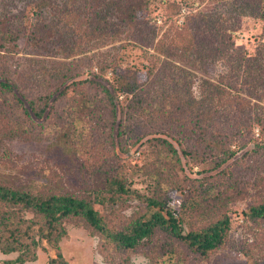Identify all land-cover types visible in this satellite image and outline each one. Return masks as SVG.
<instances>
[{"label":"rangeland","instance_id":"1","mask_svg":"<svg viewBox=\"0 0 264 264\" xmlns=\"http://www.w3.org/2000/svg\"><path fill=\"white\" fill-rule=\"evenodd\" d=\"M175 1L152 2L142 12L148 24L133 25L123 33H114L113 28L108 36L98 37L90 45L84 41L76 52L67 49L62 41L47 47L33 45L27 35L16 42H6L0 49L3 53L0 69L5 70L15 89L5 91L0 86V183L36 192H76L88 180L89 185H98L101 191L96 207L111 224L119 227L147 210L145 196L158 193L173 208L186 202L185 230L204 227L226 212L230 224L225 242L208 258H197V263L264 264V218L246 217L251 206L264 202V125L256 123L242 131L235 124L229 125L220 130L228 131L229 137L226 135L224 141L213 133L218 132L220 121L210 125L207 134L200 135L194 124L174 131L163 117L156 115L158 118L150 119L149 115L135 111L133 98L120 89L122 85L114 90V84H118L116 69L128 67L133 75L136 68L137 80L145 83L147 89L158 77L154 71L146 70L151 64L149 56L157 53L154 48L158 39H163L173 24L183 23L189 10ZM20 5L11 8L20 10ZM195 6L204 11L216 8L209 0L202 4L195 2ZM235 20L233 39L238 46L253 51L264 41V20L252 16H239ZM155 29L156 34L151 36ZM170 31L180 34L173 28ZM123 44L125 48L119 50ZM117 53L122 58L117 57L119 61L114 63ZM65 54L75 55L65 58ZM86 55L90 58H85ZM63 60L72 61V66L64 69L67 77L63 87L67 85L70 90L67 95L60 94L63 87H58L61 80L56 75V70L64 67ZM224 69L220 63L192 69L196 74L192 77L194 92L198 93L199 77L218 79ZM84 78L90 81L78 82ZM243 90L241 93L247 96L248 91ZM111 96H115L117 103L115 111ZM73 97L87 99L90 109H95L92 116L96 119L88 117L90 109L86 106L78 113L77 103L72 104ZM40 111L41 116H37ZM235 115L243 120L251 114ZM101 116L105 120H97ZM188 117L190 120L193 116ZM73 118H77L76 124L72 123ZM160 135L172 140L177 153L160 144L156 138ZM223 146L226 153H220ZM224 154L231 157L221 162ZM90 162L92 167L99 166L87 170L84 165ZM116 175L124 184L121 191H117L118 185L114 183ZM63 224L66 233L58 252L69 264H155L145 251H115L78 217L65 218ZM174 248L180 254L196 258L181 242H175ZM55 254L57 250L52 245L47 249L39 247L37 259L23 264H49ZM17 255L19 251L4 254L0 250L1 261Z\"/></svg>","mask_w":264,"mask_h":264},{"label":"trees","instance_id":"2","mask_svg":"<svg viewBox=\"0 0 264 264\" xmlns=\"http://www.w3.org/2000/svg\"><path fill=\"white\" fill-rule=\"evenodd\" d=\"M155 1L0 0V49L5 47L6 42H16L21 36L27 35L33 45L46 44L47 47L48 44L62 41L67 44V49L76 52L77 46L84 41L90 45L98 37L108 36V31L113 28L114 33H123L124 29L133 25L148 24L142 12L147 11ZM206 1H175L177 4H185L189 10L184 22L166 29L167 34L155 44L157 53L149 56L151 64L146 70L148 73L154 71L158 77L151 81L148 89L145 83L137 80V69L134 68L131 75V69L127 67L122 71L115 70L118 84H114V90H119L118 85H122L120 89L133 98L135 111L149 115L150 119L163 117V120L170 122V129L174 131H182L185 125L194 124L199 134H207L209 126L220 121L218 132L213 133L221 141L228 136V131L220 130L229 128V125L232 127L235 124L234 127L240 131L256 123L264 125V41L249 51L238 46L233 39L236 17L252 16L264 20V0H209L216 4V8L210 11L193 7L195 2L202 4ZM18 4H21L20 10L11 8ZM172 28L179 30L180 34L171 33ZM155 34L156 29L151 36ZM121 48H125V44L120 45L119 50ZM2 55L0 50V58ZM72 55L75 54H65V58ZM126 56L129 57L128 53ZM117 57L122 58L120 53L115 54L114 63L119 61ZM85 58L90 56L86 55ZM63 61V69L56 70L61 80L59 88L66 84L65 67L69 69L72 66V61ZM178 62L188 63V66ZM219 63L225 67L224 73H219L218 79L199 77V90L195 93L192 77H196V74L192 69L206 65L217 66ZM4 71L0 69V86L2 90L14 91ZM87 81L90 80H78L81 83ZM66 87L61 89L60 94L69 93ZM241 89L248 91L247 96L241 93ZM111 98L114 100L115 111V96ZM244 102L247 105L244 106ZM72 104H75L78 113L85 106L90 109L89 101L82 97H73ZM92 108L88 117L96 119L92 116L95 112ZM236 112H250L251 115L240 120ZM41 114V111L36 112L37 116ZM190 115L193 117L189 120L187 116ZM99 118L97 120H105L102 116ZM75 119H72V123L76 122ZM161 122L163 124L164 121ZM226 123L227 126L224 125ZM156 138L162 146L177 153L170 138L162 135ZM220 153H226L224 146ZM230 154H224L220 161L225 162L231 157ZM84 166L88 170L99 165L92 167L90 162ZM86 182L81 191L76 192H36L0 183V250L4 254L19 251L14 259L0 260V264L34 261L37 259V249H47L48 245L57 250V254L49 259V264H69L58 252L59 242L66 233L63 220L68 217L84 220L115 251H145V255L154 259L155 264H198L197 258H208L228 236L230 219L226 212L204 227L185 230V208L188 205L183 201L180 207L173 208L162 193L145 196L147 210L133 216L123 226H115L96 207L101 192L98 185H89L88 180ZM114 183L118 185L117 191L124 189L119 175L114 176ZM29 212L32 213L31 217L27 216ZM246 217L264 218V202L251 206L246 211ZM175 242L184 244L187 252L193 253L196 258L178 253L174 248Z\"/></svg>","mask_w":264,"mask_h":264}]
</instances>
